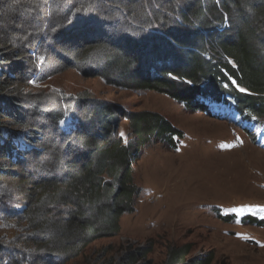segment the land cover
I'll return each mask as SVG.
<instances>
[{
	"label": "trees",
	"instance_id": "trees-1",
	"mask_svg": "<svg viewBox=\"0 0 264 264\" xmlns=\"http://www.w3.org/2000/svg\"><path fill=\"white\" fill-rule=\"evenodd\" d=\"M129 2L126 9L112 0H94L92 21L81 19L56 56L89 62L85 73L110 84L166 92L216 117L225 118L215 106L226 104L240 124L264 120V0H182L175 15L167 12L166 0H145L148 12L137 20L131 14L135 1L125 6ZM60 4L69 7L61 12ZM87 6L86 0H0V264H66L95 240L118 235L122 216L136 209L141 188L133 166L144 147L158 139L176 147L175 136L183 137L160 113L129 112L98 101L80 105L68 130L61 122L72 115L75 102L41 106L56 136L45 146L39 130L25 131L31 146L20 148L17 133L1 128L28 127L23 99L13 95L18 76L12 66L26 70L32 62L36 71L30 78L38 79L49 50L37 43L48 30L74 26ZM115 6L124 30L102 25L103 13ZM31 12L41 14L34 18ZM53 13L70 21L64 26ZM33 21L36 31L30 29ZM121 118L129 121L133 140L116 132ZM30 153L44 158L45 171L36 169L44 161L28 165ZM16 198H23L22 208L13 203ZM219 214L226 222L238 218ZM240 220L264 226V217L254 213ZM151 251L131 248L115 261L92 264H152ZM189 252L188 245H173L163 264L214 260Z\"/></svg>",
	"mask_w": 264,
	"mask_h": 264
},
{
	"label": "rangeland",
	"instance_id": "rangeland-1",
	"mask_svg": "<svg viewBox=\"0 0 264 264\" xmlns=\"http://www.w3.org/2000/svg\"><path fill=\"white\" fill-rule=\"evenodd\" d=\"M86 1V11L78 13L74 26L58 27L52 32L48 30V34L37 43L39 49L49 50L38 79L30 78L36 71L32 62L26 70L19 64L12 66L18 76L12 87L13 95L23 99L21 113L27 117L28 127L3 125L1 128L13 129L24 135L27 130H39L45 135L40 146H45L48 140L52 141L53 135L56 136L52 121L46 112L39 110L41 106L44 109L54 106L57 100L59 103L75 102L72 115L61 122L65 129L76 121L80 105L98 101L129 112L150 110L160 113L183 133V137L175 136L176 147L159 139L144 147L133 166L135 183L141 188L135 201L136 209L122 216L118 235L95 240L82 255L66 264L115 261L136 247L152 249L149 261L163 264L173 245H188L189 257L213 256L212 264H264V226L240 220L243 214L248 213L264 217V145L256 132L245 129V122L240 124L230 113H224L225 118H220L200 108H188L183 101L166 92L110 84L102 77L85 73L89 62L75 60L71 63L67 59H59L57 49L73 37L72 29L81 19L92 21L94 17L93 10H90L94 0ZM127 1L131 0H112L115 5L128 9L131 2L125 6ZM133 1V12L130 13L137 20L148 12V6L145 0ZM181 2L166 0L167 12L177 14ZM67 7L60 4L57 10L62 12ZM118 13L116 6L103 13L102 25L124 30L125 27L117 21ZM40 14L31 12L34 18ZM53 18L61 20L64 26L70 21L63 18V13H53ZM51 24L48 26L52 28ZM30 25V29L38 30L37 22ZM260 127L264 129V120L260 121ZM115 130L127 136L128 140L134 139L125 118L118 120ZM34 155L30 153L28 156L29 166L44 161L43 157L34 158ZM46 165L44 161L36 169L43 172ZM22 201L23 198H16L13 203L22 208ZM219 213H235L238 218L226 222L220 219Z\"/></svg>",
	"mask_w": 264,
	"mask_h": 264
},
{
	"label": "built area",
	"instance_id": "built-area-1",
	"mask_svg": "<svg viewBox=\"0 0 264 264\" xmlns=\"http://www.w3.org/2000/svg\"><path fill=\"white\" fill-rule=\"evenodd\" d=\"M69 127H70V125L68 124V126H66L65 128L67 129ZM249 127L252 128V130H254L256 132V134L259 133V129H258V127L254 121H251L249 123ZM6 131L8 132V130H6ZM12 131H15V130L12 129ZM15 132L17 133V135H16L17 145H19L20 148L30 146V142L27 139H25V135L23 133H20L19 131H15ZM260 138H262V135L258 136V139H260Z\"/></svg>",
	"mask_w": 264,
	"mask_h": 264
},
{
	"label": "snow or ice",
	"instance_id": "snow-or-ice-1",
	"mask_svg": "<svg viewBox=\"0 0 264 264\" xmlns=\"http://www.w3.org/2000/svg\"><path fill=\"white\" fill-rule=\"evenodd\" d=\"M121 135H123V133H121Z\"/></svg>",
	"mask_w": 264,
	"mask_h": 264
}]
</instances>
